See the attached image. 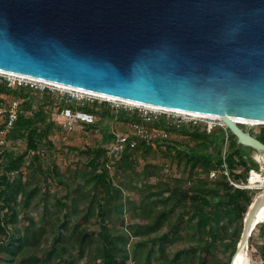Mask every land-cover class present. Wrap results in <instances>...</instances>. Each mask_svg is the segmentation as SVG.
I'll use <instances>...</instances> for the list:
<instances>
[{"label": "trees", "instance_id": "16d2710c", "mask_svg": "<svg viewBox=\"0 0 264 264\" xmlns=\"http://www.w3.org/2000/svg\"><path fill=\"white\" fill-rule=\"evenodd\" d=\"M2 96L18 101L19 107L0 143V264L231 263L255 196L230 181L245 185L258 165L249 155L251 149L239 146L227 128L216 126L208 132L203 126L161 120L146 127L164 130L167 138L130 136L135 146L127 144L115 155L111 147L116 138L106 127L104 143L110 147L76 150L77 160L61 169L52 156L51 135L57 126L52 112L75 106L49 90L28 86L0 83ZM93 104L97 102L79 109L97 115ZM101 104L126 124H140L135 113ZM0 107L5 108L2 100ZM105 117L113 120L114 115L105 112ZM169 135L183 141H171ZM251 135L264 144V128ZM153 150L171 166L182 167L185 177L160 178L162 168L146 159ZM140 155L144 164L135 175ZM224 164L228 177L222 173ZM111 169L122 176L118 185ZM211 172L217 173L213 179ZM134 176L140 180L137 185ZM125 191H134L137 200ZM127 215L137 221L129 223ZM256 228L264 241V223ZM217 248L230 250L227 261L214 257ZM260 258L264 264V243Z\"/></svg>", "mask_w": 264, "mask_h": 264}, {"label": "water", "instance_id": "95a60500", "mask_svg": "<svg viewBox=\"0 0 264 264\" xmlns=\"http://www.w3.org/2000/svg\"><path fill=\"white\" fill-rule=\"evenodd\" d=\"M0 71L217 118L264 155L253 124L236 122L264 128V0H0Z\"/></svg>", "mask_w": 264, "mask_h": 264}, {"label": "built area", "instance_id": "2783aa9c", "mask_svg": "<svg viewBox=\"0 0 264 264\" xmlns=\"http://www.w3.org/2000/svg\"><path fill=\"white\" fill-rule=\"evenodd\" d=\"M0 83H5L8 87L11 88H14L16 86H28L40 91L49 90L52 93H56L61 98H64L71 104H77L78 102L84 104L98 101L99 103H107L111 105V107H115L117 109H125L126 111L135 113L136 117L140 120V124L134 123L131 125V134H122L116 137V140L111 147V153H114L115 155H118L119 153L124 151L127 144H129L132 148L135 146L134 141H129L130 136L139 137L141 139H149L153 138L154 136L167 138V134L164 130L156 128H152L149 130L146 127L147 125H151L153 123H159L161 120H165L168 125L203 126L208 132L212 131L216 126L226 129L225 125L219 119L193 116L191 115V113L185 112L181 113L177 111H164L158 108H149L148 106L135 107L121 101H110L102 98L100 99L84 91L71 88H59L58 86L51 83L2 71H0ZM18 107V101L11 102L8 109L0 107V120L2 123V126L0 128V143L3 142L5 134L12 127L13 122L16 119ZM54 121L58 127L64 130L66 133L70 134L73 133L78 127H85L96 124L97 116L92 113L80 110L78 107L73 108L65 106L54 117ZM254 126L255 125L253 124L252 127ZM222 173L228 177V170L225 164L223 165ZM216 175V172H211L210 179L215 178ZM230 184L236 188L241 189L239 185L233 183L232 181H230Z\"/></svg>", "mask_w": 264, "mask_h": 264}, {"label": "rangeland", "instance_id": "374dc122", "mask_svg": "<svg viewBox=\"0 0 264 264\" xmlns=\"http://www.w3.org/2000/svg\"><path fill=\"white\" fill-rule=\"evenodd\" d=\"M101 99V98H100ZM0 100L4 101L5 108L7 109L8 105L11 102V98L7 96H2L0 97ZM81 102H78L77 104H73L75 107H80ZM90 104V103H89ZM82 105V104H81ZM95 105L94 108L97 109V122L94 125V129L88 130L85 127H78L73 133H66L64 130H62L60 127L56 126L55 130L53 131L51 135V140L54 143L55 151L52 153L53 159L61 169H64L68 164L73 163L74 161L77 160V152L76 150L82 149L83 147H99L105 145V147H110V142L104 143L107 139V133L105 132V128L109 127L110 132H112L115 136V138L118 135H128L131 134V126L130 124H126L123 120L117 116V112L112 110L108 106H104L103 104L100 105V103L97 101V104ZM97 106V107H96ZM125 110V109H123ZM117 111H120L117 109ZM57 110L52 112V115L55 117ZM105 112H109L110 114L114 115L113 120L107 119L105 117ZM129 113H132L131 111H128ZM56 114V115H55ZM2 126L1 120H0V128ZM244 130L247 129V126H241ZM260 130L259 127H251V131L253 132H258ZM168 139L171 141H175L177 143L183 141L180 137L176 135H169ZM2 144H0L1 146ZM4 145V144H3ZM250 157L254 160V162L257 163L258 165V172H261L264 174V171H261V164L257 160V156H259V153H256L254 151H249ZM144 157L142 155L137 156L135 161L136 165L134 168L135 175L139 174L141 172V169L144 164ZM146 159L150 161L153 164L158 165L159 167L162 168V171L160 173V178H168V177H173L176 179H183L186 175V172H184L182 167H178L177 165L171 166L170 163L166 158L162 156V153L160 151L153 150L149 155H147ZM264 168V165H263ZM110 173L113 174V169L110 170ZM114 175V174H113ZM250 173L248 175L249 179ZM114 179V183L118 185L122 181V176H112ZM134 185H137L139 183L138 177L134 176ZM128 178L123 181L124 183H127ZM155 180H152V183H154ZM241 189H247L250 190L254 196L258 194L259 190L257 189H251L247 183L244 185L239 184ZM56 188V187H55ZM127 196H129L131 199L137 200L136 193L134 191L126 192ZM129 194V195H128ZM126 208V207H125ZM33 216L36 217V213H33ZM112 216H116V212H112ZM126 219L129 221V223H132L134 220L132 219L131 215H127ZM132 219V220H131ZM261 225V224H260ZM91 230L96 231L97 227L91 228ZM117 231V230H116ZM251 239V244L248 243V254H249V259L251 264H262L261 258H260V252L263 246L264 241L262 240V235L259 232V228H256L250 237ZM180 246V244H177L173 246V249H176ZM230 254L229 249H223V248H217L214 252L213 255L216 259H220L222 261H227L228 257ZM84 261L80 262L79 264H83ZM153 263V261H152ZM151 263V264H152Z\"/></svg>", "mask_w": 264, "mask_h": 264}, {"label": "bare ground", "instance_id": "6f19581e", "mask_svg": "<svg viewBox=\"0 0 264 264\" xmlns=\"http://www.w3.org/2000/svg\"><path fill=\"white\" fill-rule=\"evenodd\" d=\"M56 86H58V85H56ZM58 87L67 89V87H63V86H58ZM90 95L98 97V98H102V99H107V100H110V101H121L123 103H126L128 105H132V106H135V107L144 106V105L137 104V103H132V102H128V101L107 98V97L99 96V95H95V94H90ZM149 108H155V107H149ZM158 109L164 110V111L175 112V111H171V110H168V109H161V108H158ZM177 112H179V111H177ZM191 115L199 116V117L201 116V115H196V114H191ZM202 117H205V116H202ZM205 118H209V117H205ZM210 119H217V118H210ZM236 122L238 124H240V125H250V124L252 125V124H255L254 122H249V121H236ZM257 160L262 165L261 166V171L263 172L264 171V168H263L264 155L260 154L259 156H257ZM248 185H249V187L251 189L259 190V192L256 195V197H259L260 201H262L261 210L259 211L258 218H257L258 219V221H257L258 223L255 225V228H254V230H255L258 225L264 223V196H262V194L264 193V174H262L261 172H252L250 177H249ZM254 230L251 232L250 237L252 236ZM250 237H249V239H250ZM234 264H251L250 263V259H249V254H248V243L246 244V246H244V248L242 250H240L238 252Z\"/></svg>", "mask_w": 264, "mask_h": 264}]
</instances>
